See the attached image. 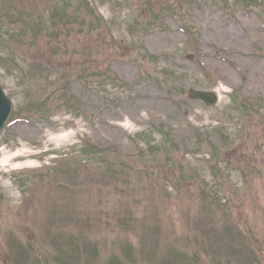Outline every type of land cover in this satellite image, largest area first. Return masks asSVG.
Returning <instances> with one entry per match:
<instances>
[{"label": "rangeland", "instance_id": "rangeland-1", "mask_svg": "<svg viewBox=\"0 0 264 264\" xmlns=\"http://www.w3.org/2000/svg\"><path fill=\"white\" fill-rule=\"evenodd\" d=\"M260 66L264 0H0V264H260Z\"/></svg>", "mask_w": 264, "mask_h": 264}, {"label": "water", "instance_id": "water-1", "mask_svg": "<svg viewBox=\"0 0 264 264\" xmlns=\"http://www.w3.org/2000/svg\"><path fill=\"white\" fill-rule=\"evenodd\" d=\"M192 96L197 99L204 100L208 105H211L214 103V101L209 95L192 94ZM10 112H11V103L9 99L3 94L0 88V133L2 132L3 128L6 125V122L10 116Z\"/></svg>", "mask_w": 264, "mask_h": 264}, {"label": "bare ground", "instance_id": "bare-ground-1", "mask_svg": "<svg viewBox=\"0 0 264 264\" xmlns=\"http://www.w3.org/2000/svg\"><path fill=\"white\" fill-rule=\"evenodd\" d=\"M231 39H234L235 40V43H240V41L238 39H236V38H231ZM150 43H151V45H154L155 41L153 40ZM115 68H116V70H118L117 67H115ZM243 68L238 67L239 71L242 72V73H244L243 77L245 78L246 77V71ZM261 69H262L261 66L260 67H257L255 76L257 78V81H260L261 85L263 86V87L262 86L261 87L264 90V71L261 70ZM127 71H129V70H126V73H127ZM224 74L227 75V76H230L231 77V80L233 81V83L237 82L234 75L227 74L226 72H224Z\"/></svg>", "mask_w": 264, "mask_h": 264}]
</instances>
